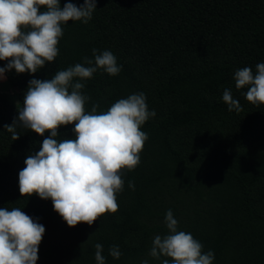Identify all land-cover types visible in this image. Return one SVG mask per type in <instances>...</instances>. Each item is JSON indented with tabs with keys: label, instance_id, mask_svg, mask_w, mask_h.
I'll return each instance as SVG.
<instances>
[{
	"label": "trees",
	"instance_id": "16d2710c",
	"mask_svg": "<svg viewBox=\"0 0 264 264\" xmlns=\"http://www.w3.org/2000/svg\"><path fill=\"white\" fill-rule=\"evenodd\" d=\"M60 2L63 7L69 0ZM96 8L87 24L63 25L54 62L35 74L12 69L5 79L26 93L30 80H48L85 57L94 59L93 49L115 55L118 75L98 70L83 81L86 110L98 104L104 112L143 93L156 113L141 128L149 138L140 164L124 170L119 209L91 226L69 227L51 199L21 196L19 171L50 134L17 123L14 141L4 126L20 107L2 92L0 208H20L45 227L37 264H96L97 243L105 264H161L149 252L156 235L168 234V210L178 230L214 253L213 264H264V105L248 102L247 88L237 89L233 79L236 70L255 72L264 63V0H97ZM225 89L242 111L228 110ZM73 127L61 126L57 139H74ZM114 245L119 259L109 254Z\"/></svg>",
	"mask_w": 264,
	"mask_h": 264
},
{
	"label": "clouds",
	"instance_id": "9594fccd",
	"mask_svg": "<svg viewBox=\"0 0 264 264\" xmlns=\"http://www.w3.org/2000/svg\"><path fill=\"white\" fill-rule=\"evenodd\" d=\"M97 0H84L77 6L60 0H0V80L15 69L17 74H35L59 55L58 44L63 25L69 21L87 24L93 17ZM41 9H44L41 11ZM94 59L58 71L51 79L29 81L23 107L11 125H5L12 139H19L17 123L43 139L38 152L28 155L19 171L21 196L36 194L51 199L54 210L69 227L79 223L91 226L100 216L116 213L117 194L124 190V170L140 164L148 135L141 130L155 111H149L143 93L121 98L107 111H91L85 105L90 97L83 94V81L98 70L110 76L121 71L117 58L109 51L92 50ZM235 87L247 88L246 100L264 105V63L256 71L244 67L235 71ZM223 102L229 111H242L230 89H225ZM74 125V139L58 140L61 126ZM128 187L134 190V183ZM168 234L156 235L149 256L161 264H213L214 253L203 252V245L191 233L178 230V220L168 210L165 216ZM45 227L20 208H0V264H37L39 245ZM96 264H105L103 246L95 244ZM109 254L119 259L122 253L113 246ZM142 264H149L147 259Z\"/></svg>",
	"mask_w": 264,
	"mask_h": 264
},
{
	"label": "rangeland",
	"instance_id": "374dc122",
	"mask_svg": "<svg viewBox=\"0 0 264 264\" xmlns=\"http://www.w3.org/2000/svg\"><path fill=\"white\" fill-rule=\"evenodd\" d=\"M0 92H2L7 98H9L14 104H16L20 109L23 107V98L25 92L19 90L16 87H10L6 79L0 80Z\"/></svg>",
	"mask_w": 264,
	"mask_h": 264
}]
</instances>
